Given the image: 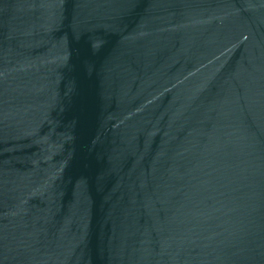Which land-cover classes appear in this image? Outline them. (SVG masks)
Segmentation results:
<instances>
[{
	"label": "water",
	"instance_id": "95a60500",
	"mask_svg": "<svg viewBox=\"0 0 264 264\" xmlns=\"http://www.w3.org/2000/svg\"><path fill=\"white\" fill-rule=\"evenodd\" d=\"M0 264H264V0H0Z\"/></svg>",
	"mask_w": 264,
	"mask_h": 264
}]
</instances>
